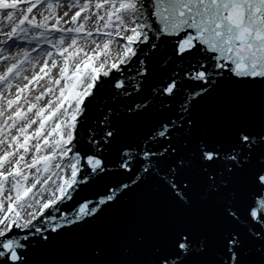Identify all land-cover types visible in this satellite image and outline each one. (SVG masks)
<instances>
[{
    "label": "snow or ice",
    "instance_id": "snow-or-ice-1",
    "mask_svg": "<svg viewBox=\"0 0 264 264\" xmlns=\"http://www.w3.org/2000/svg\"><path fill=\"white\" fill-rule=\"evenodd\" d=\"M0 264H264V0H0Z\"/></svg>",
    "mask_w": 264,
    "mask_h": 264
}]
</instances>
